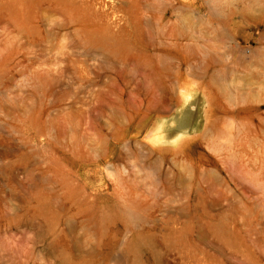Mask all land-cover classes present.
<instances>
[{
	"label": "rangeland",
	"instance_id": "374dc122",
	"mask_svg": "<svg viewBox=\"0 0 264 264\" xmlns=\"http://www.w3.org/2000/svg\"><path fill=\"white\" fill-rule=\"evenodd\" d=\"M0 264H264V0H0Z\"/></svg>",
	"mask_w": 264,
	"mask_h": 264
}]
</instances>
